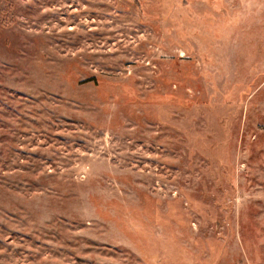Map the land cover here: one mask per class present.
Listing matches in <instances>:
<instances>
[{
    "label": "rangeland",
    "instance_id": "1",
    "mask_svg": "<svg viewBox=\"0 0 264 264\" xmlns=\"http://www.w3.org/2000/svg\"><path fill=\"white\" fill-rule=\"evenodd\" d=\"M0 264H264V0H0Z\"/></svg>",
    "mask_w": 264,
    "mask_h": 264
}]
</instances>
